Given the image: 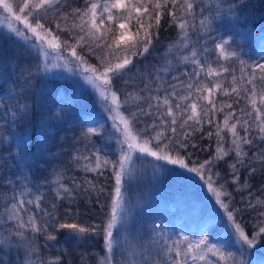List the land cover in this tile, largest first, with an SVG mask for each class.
<instances>
[{
	"label": "trees",
	"instance_id": "obj_1",
	"mask_svg": "<svg viewBox=\"0 0 264 264\" xmlns=\"http://www.w3.org/2000/svg\"><path fill=\"white\" fill-rule=\"evenodd\" d=\"M192 2V14L179 11V6L172 9L181 20L188 22L185 40H180L183 33L177 23L172 22V17L166 10L158 30V38L153 39L149 52L134 59L135 66L127 76L114 81V89L118 91L122 101L128 93L141 97L156 94L148 90L141 91L145 85L149 89L161 86L172 91L171 86L175 84L179 92L186 94V83L192 81L184 73L199 71L191 62L192 50H196L195 59L200 60L205 69L211 65L221 71V75L211 78L200 72L199 81L208 85L219 82L222 88L230 92L233 87L232 76L235 75L236 86L251 87L240 80V61H244L245 66L264 63V0ZM84 7L85 0H61L58 9L51 12L46 19L49 26L55 29V24L51 21L59 20L60 16ZM201 20H205L204 26L201 25ZM60 23L63 27L64 22L60 20ZM147 23L145 20V24ZM7 24L6 14L0 13V241L9 235L10 229L13 232L19 230L32 241L36 251L29 253L23 242L13 237L10 245L0 244V264H26V260L35 264H50L51 261H57L58 264H100L108 255L102 232L80 235L70 229H60L59 223L52 228L51 224L55 221L44 216V211L51 210L55 203L59 222L76 223L85 228L106 221V213H110L111 204L108 194L114 191L112 170L106 169L104 175L86 172L83 170L86 164L83 157H91L90 155L97 153L101 159H117L120 151L117 138L120 133L112 131L100 100L88 87L82 90L72 81L59 80L49 72L38 73L37 65L44 62L39 45L33 46L31 40L25 44L10 32ZM13 26L23 30L22 24L13 21ZM137 27L133 19L128 25V35H134ZM152 31L156 33L157 29L153 27ZM60 38L75 43L66 32H61ZM108 38L111 41L113 33H109ZM224 41L228 42L225 49L229 53H236V56L228 60L221 59L215 48L217 43ZM63 54L67 55L68 52ZM81 55L89 64L98 63L87 47ZM186 56L189 57L188 60L183 59ZM70 60L71 65L82 68L71 57ZM223 68H228L229 71L223 72ZM173 76L178 79L173 80ZM261 89H264V82L258 81L257 90ZM158 94L161 97L165 95L164 92ZM213 99L217 108L225 102L232 104V108L225 107L222 112L209 113L212 123L207 122V117L204 118L202 130L192 135L193 143L197 147L190 148L184 154L186 162L198 164L216 156L218 141L215 126H222L228 112H234L241 119H249L241 112L242 108L251 111L243 94L240 98L235 93L225 96L222 89H218ZM200 103L207 105V101ZM128 110L127 106L121 109L125 115ZM178 115L181 119L184 118L183 114ZM142 119L143 123L137 127L143 128L153 122L148 117ZM89 128L98 130L100 135H92L85 140L83 137ZM157 130L164 131L163 128ZM209 131L213 133L211 137L208 136ZM237 131L246 135L240 125H237ZM257 131L253 125V136H256ZM165 135L170 133L165 132ZM221 135L224 136L223 147L226 150L234 147L231 145V134L227 130L222 131ZM243 148L247 156L245 164L237 166L240 183H233V174L229 168L237 159L234 151L217 161L212 172L220 174L219 177L213 176L214 186L225 183V189L231 193L229 197L222 196L221 200L230 204L232 209L241 210L236 214L237 221L251 238L259 232V227L264 222V167L255 160L264 151V141L256 136L252 146L243 145ZM93 158L94 166L95 157ZM151 158L154 161L153 157L138 154L134 157V169L131 172H141L143 160H150L151 163ZM160 163L165 168L152 174L141 172L145 178L143 188L146 187L149 193L145 217L124 234L113 230L116 243L111 264H125L131 258V248L138 252L150 250L152 258L159 260L160 264H175L174 252L169 256L162 250L164 241L168 245L176 242V234L172 231L174 226L182 227L186 236L197 233L207 236L212 243L223 241L227 251L224 260L212 256L206 261H195V264H238L241 261L243 264H264V235L258 236L252 247L242 245L227 221V214L220 208L205 180L179 165H171L165 161ZM253 168L256 169L254 172ZM87 181L105 188L99 202L96 200V192L89 194L83 191L89 187ZM242 184L249 187L241 191ZM60 185L75 188V200L57 197V191L64 195ZM77 185L80 187L77 188ZM123 185L125 186L124 182ZM21 198L25 201L33 200L34 203H25L19 215L25 221L29 214L34 215L38 226L48 221V231L57 236L55 241L46 240L42 232L32 233L16 228V221L10 220L9 215L11 205L18 203ZM250 201L253 207H249ZM257 201L262 203L257 204ZM36 202L40 204V209L36 208ZM157 251L159 256L156 255ZM136 259L139 260L140 257L137 256ZM187 264H192L189 259Z\"/></svg>",
	"mask_w": 264,
	"mask_h": 264
},
{
	"label": "snow or ice",
	"instance_id": "obj_2",
	"mask_svg": "<svg viewBox=\"0 0 264 264\" xmlns=\"http://www.w3.org/2000/svg\"><path fill=\"white\" fill-rule=\"evenodd\" d=\"M61 3V0H0V13L6 14L8 18L7 27L11 33L17 38L21 39L25 44L31 40L33 46L39 45L43 52L44 62L37 65L36 71L47 74L50 71L49 61L47 57L51 53H57L56 59H67L63 56L65 51L68 52L72 60L76 61L78 66L82 67L84 80L94 90L99 92L101 99L105 102V111L109 113V118L113 121V127L120 133L117 138V144L120 145V151L117 159L112 160L103 158L93 153L95 157L94 166L91 161L84 164L83 170L86 172H97L99 175H104V171L108 168L112 170V179H114V191L109 192L108 196L111 200L110 213H106V221L100 225L93 227H80L76 223H61L56 215L57 205L53 203L52 209L44 211V216L51 217L55 223L51 224L52 228L56 227L59 223L60 229H70L80 235L93 234L102 232L104 236V246L108 255L100 261V264H111L112 253L114 251V244L116 241L113 239V230L117 228L118 223L122 222L121 213H124V195H123V182L126 175H131V170L134 169V155L139 153L142 155L153 157L157 161H165L171 165H179L182 169H187L189 173H195L208 185L210 192L216 197V201L220 208L224 209L227 214V221L233 228L237 240L242 245L252 247L258 236L264 235V222L259 227V232L252 236L246 234L245 229L237 221L236 214L240 209H232L230 204L221 200L222 196L229 197V193L225 189V183H220L218 187L214 186L213 176L219 177V173H213L212 169L215 163L227 157L230 152H235L236 161L229 165L233 174V183H240L238 172V165L245 164V157L247 153L244 151L243 145L252 146L256 139L259 137L264 141V89L257 90V82H264V63H256L245 66L244 61H240L241 77L240 80L243 84L250 85L251 87L236 86L237 77L232 76L233 87L229 92L228 89L222 88L219 82H213L211 85L204 84L199 81L200 72H204L206 77H215L221 75V71L214 69L209 65L206 69L202 66L201 61L195 59L197 56L196 50H192L190 56L192 64L196 66L199 71L193 73H184L188 76L190 83H186L187 93H181L176 89L173 84L172 91L157 86L155 89H149L145 85L141 91L148 90L150 94L147 97L133 96L128 93L124 100L120 99L117 90L114 89V81L123 79L135 66L134 59L139 56H144L149 52L154 38H158V30L161 26L162 17L167 10V14L172 17V22L177 23L183 35L180 40L184 41L187 37L188 22L181 20L176 15L179 6V11L185 14H192L194 4L192 0H85L84 8L74 9L72 13L60 16L59 20L54 19L51 23L55 24V29L49 26V21L46 19L51 12L56 11ZM171 5V9H169ZM71 17V23L69 18ZM135 19L138 27L135 34L128 35V25ZM60 20L64 22L62 27ZM147 20V24H145ZM13 21L17 24L23 25V30L19 27L13 26ZM154 22V23H153ZM201 25H205V20H201ZM155 27L157 32L154 33L152 28ZM117 30L118 33H117ZM66 32L72 37L75 43H69L68 40H62L60 33ZM113 33V38L109 41L108 34ZM227 41L217 43L215 48L219 52L221 59H231L236 56V53H229L225 49ZM87 47L91 55L95 56L98 63L95 65L89 64L88 60L81 55V52ZM78 49L80 51H78ZM97 49L100 51L97 52ZM207 51V49H204ZM188 60L189 57H183ZM69 63L71 60L68 61ZM169 63H171L169 61ZM66 66V65H65ZM55 67V65H53ZM223 72H228V68H223ZM195 78V79H194ZM178 77L173 76V80ZM222 89L225 96H230L233 93L240 98L247 99L248 106L251 111L248 112L245 108L241 112L249 117V119H241L236 117L234 112H228L224 116L222 126L216 124L215 135L217 137L216 156L209 160L206 159L198 164H192L191 161L186 162L184 154L188 150L197 147L193 143L192 135L195 132L201 131L205 117L208 118V123H212L209 113L216 111H223L224 108L231 109L232 104L222 103L217 108L216 102L213 99L216 90ZM164 92L165 95L161 97L158 93ZM132 101L130 104L129 101ZM140 101H144L141 103ZM156 103L153 104L152 102ZM201 101H207V105H202ZM133 104L135 107H133ZM127 106L129 109L125 115L121 109ZM26 109L27 106L25 105ZM161 108L164 110L161 111ZM199 109V111H198ZM183 114L184 118L181 119L180 115ZM144 117L151 118L153 121L146 124L145 127H137L138 124L143 123ZM235 117V119H233ZM166 118H168L166 120ZM191 121V123H189ZM230 121H232L230 123ZM237 125H240L246 135H241L237 131ZM255 125L257 129L256 136L252 134V126ZM163 128L164 131L157 129ZM227 130L231 134V145L234 147L227 150L223 147L224 136L221 132ZM165 132L170 135H165ZM92 135H100L96 129L89 128L84 134V139L88 140ZM213 133L208 132L211 137ZM182 137V139H181ZM252 137V138H250ZM174 154V155H173ZM84 160H89L87 156L83 157ZM256 161L261 162L264 167V151L255 157ZM251 163V160H249ZM191 165V166H190ZM256 169L253 168L254 172ZM89 187L83 189L86 193L96 192V200L99 202L100 196L105 192V188L101 185L97 187L91 181L86 182ZM77 188L80 186L77 185ZM249 187L247 184H242L241 191ZM61 191H57L56 195L60 199L75 200L73 192L75 188H67L60 185ZM23 196V193L21 194ZM15 199V197L13 198ZM39 200V197L37 198ZM25 203L33 204V200L19 199L18 203L11 205V212L9 219L16 221L17 229H26L32 233H43L45 239L48 241H55L57 236L48 231L49 222L41 226L37 225L36 217L29 214L27 221L20 215L21 209L24 208ZM257 201V204H261ZM249 207H253L251 201ZM36 208L40 209V204L36 202ZM15 237L18 241H22L29 253L35 252V245L28 239L22 231L9 230V235L0 241V244H11L12 238ZM183 239L187 240V237ZM164 248L162 249L166 255H173L175 264H187L189 258L192 261L204 260L207 254L218 257L219 260H224L225 257L220 248L210 243L207 236H202L196 242H188L183 247L180 246L179 241L168 245L164 241ZM130 259L125 264H160L159 260L153 259L151 252L148 249L138 252L135 248L129 249ZM159 256V251L156 252ZM140 259L137 260L136 257ZM26 264H35L31 260H26ZM50 264H58L57 261H51ZM243 264V262H238Z\"/></svg>",
	"mask_w": 264,
	"mask_h": 264
},
{
	"label": "rangeland",
	"instance_id": "obj_3",
	"mask_svg": "<svg viewBox=\"0 0 264 264\" xmlns=\"http://www.w3.org/2000/svg\"><path fill=\"white\" fill-rule=\"evenodd\" d=\"M43 53V52H42ZM57 53H51L47 59L50 62L49 63V74L52 76L57 77L59 80L63 81H72L73 83L77 84L78 87L82 90H86L87 87L93 91V93L96 95V97L100 100V103L102 105V109H104V115H106L105 118H107L108 123L110 125V128L112 131H116V129L113 127V121L109 118V113L105 111V102L101 99L99 92L94 90L89 84L86 83L84 80V75L85 73L83 72L82 68H76L75 66L71 65L68 61L70 60L69 54L63 56L67 59H59L57 60ZM55 65V67H53ZM66 65V66H65ZM75 81V82H74ZM103 118V117H102ZM102 120V119H101ZM100 120V121H101ZM105 119H103L104 121ZM106 120V122H107ZM139 153L135 154L134 157L138 156ZM91 157H88L89 160H84V162L89 163L91 161L93 163V156L90 155ZM146 156V155H143ZM144 161V166L142 171H147L149 173H153L155 171H159L160 169L165 168L160 161H157L154 159V161L151 158V163L150 160H143ZM146 161V162H145ZM146 164V165H145ZM141 171V172H142ZM141 172H131V175H126L124 177V183L125 186L123 185V195H124V207H125V212L121 213L122 216V222L118 223V226L116 229L121 233H126L128 229H130L133 225H136L138 220H144L145 213H146V207L148 206L149 202V193L148 189L144 186L145 183V178L143 173ZM111 211V208H110ZM172 231L176 234V241H179L180 246H184L188 242H196L201 237L203 236L202 234H189V236H186L182 227L179 226H174L172 228ZM184 237H187V240L183 239ZM212 243V242H210ZM213 245L217 246L220 248L221 252L223 253L224 257L226 256V247L223 243L221 242H213ZM231 254V253H230ZM213 255L210 253L206 255L204 260H196V261H206L210 259ZM189 261H191L192 264H195V261H192L191 258H189Z\"/></svg>",
	"mask_w": 264,
	"mask_h": 264
}]
</instances>
